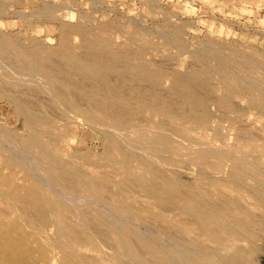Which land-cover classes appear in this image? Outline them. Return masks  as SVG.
<instances>
[{"label": "bare ground", "instance_id": "6f19581e", "mask_svg": "<svg viewBox=\"0 0 264 264\" xmlns=\"http://www.w3.org/2000/svg\"><path fill=\"white\" fill-rule=\"evenodd\" d=\"M40 1L32 18L59 23L58 41L0 29V98L23 122L0 123V264H264V102L251 80L264 55L225 37L188 66L158 58L137 19L65 18L66 0Z\"/></svg>", "mask_w": 264, "mask_h": 264}, {"label": "rangeland", "instance_id": "374dc122", "mask_svg": "<svg viewBox=\"0 0 264 264\" xmlns=\"http://www.w3.org/2000/svg\"><path fill=\"white\" fill-rule=\"evenodd\" d=\"M38 1L40 3H42V1H40V0H38ZM76 1L78 3H76ZM81 1L80 0H75V1L74 0H66V1H64V4L62 3L63 6H61V9L59 8L58 12H60L62 17H65V18H66L65 14H69V11H70V13L77 12V10H79L80 12L86 11L87 13L92 12V13H95L97 16L99 13L98 19L100 16H102V14L104 12H106V13H108V15L106 14V17H108V18H106L107 19L106 21L115 22L117 24H119V22L122 21L124 26H126V27L131 26L126 21L127 17L137 19V22L139 23L137 25L141 26L142 29H145V31L148 32V33H146L148 38L146 37L145 40H147L149 42V44L151 43L149 45V47L155 48L154 52L156 53V55L159 53L160 54L162 53L161 55L160 54L158 55V58H163V56L166 55L165 53H167L169 55L171 54L170 56L172 57V59L175 60V62L176 61L178 62L177 59L180 60L179 62H182V59H183V61L186 62V64H188V66H189V63L192 64V61L194 60V54H191L192 51L195 52V50L197 51V50H201L202 48L207 47L206 45H207V42H209V40L211 42L214 41V43L216 42L218 45L222 44L226 40L225 37L228 39V41L230 43L232 42L233 45H235L237 47L247 49L250 52L252 51L251 53H253V51H257V52H260V54L264 55V28H263L264 23H261L264 20V7H261V9L260 8L258 9V8H256V6H254V4H245L243 6V8H241L242 6H240V4H239L240 1H237V0H233V1H229V0H221V1L220 0H200V1L199 0H196V1L195 0H160V1L159 0H143V1L142 0L141 1L140 0H130V1L129 0H81ZM12 2H13V5H12ZM12 2H11V0H6V1L0 0V6H1V10H2V13L0 14V21L3 22V24L5 25L3 27H0L1 30H5V32L7 30V32L8 33L11 32V34H13V33L21 34L23 32L21 35H25V36H27L30 32H32L37 36L39 35L40 38L52 37L56 41H58L61 29L58 28L57 31L54 32V29L52 27H60L59 23L53 22L52 20H45V19L40 20V19L32 18V14H31L33 12L32 8L34 7L35 9H37L38 7H35V6L31 7L28 4V0H13ZM37 4H38V2H37ZM81 4H83L84 6ZM65 5H66V7H65ZM89 5H91L92 7ZM95 5H97V7ZM239 6H240V8H239ZM64 7L66 10L64 9ZM101 7H104V8H101ZM74 8L76 9V11ZM96 8H98V9H96ZM113 8L116 12L113 11ZM240 9H244V10L240 11ZM245 9L246 10L248 9V10L245 11ZM17 10H19V11H17ZM26 10H27V12H26ZM203 10H205V11H203ZM211 10H212V12H210ZM145 12H148V13H145ZM201 12H203V13H201ZM13 14H15V16H13ZM147 14L150 17L147 16ZM10 15H12V16H10ZM137 15H138V17H137ZM162 15L164 16V18ZM153 16H157V17H153ZM120 17L122 19H120ZM24 19H26V21L28 23H30V25H33L34 31H32V28L30 26H28V28L30 27L31 30H27V28L25 26L26 21L24 22ZM30 20L33 21L35 24H32L33 22H31ZM222 20H224V21H222ZM183 21H186V22H183ZM180 23H182L183 26ZM227 23H228V25H227ZM241 23L244 26H242ZM39 24H41V25H39ZM131 24L135 25L134 23H131ZM184 24L186 27L184 26ZM21 25H23L24 27ZM155 25H156V27H155ZM194 25H195V27H194ZM178 26H181V29L177 28ZM46 27H47V29H46ZM228 27H229V29H228ZM22 28H23V30H22ZM253 28L256 30H254ZM40 29L42 30L41 32H39ZM157 30H158V32H157ZM216 30H217V32H216ZM226 30H230V32L229 31L227 32ZM175 32L180 33L179 36L184 38V42H185V48L184 49L179 50L178 49L179 47H174V46L170 45L171 44L170 40H173L172 37L174 36ZM185 32H187V33H185ZM235 32H237V33H235ZM255 33H257V34H255ZM182 34H184V35H182ZM231 34H234L236 37L231 35ZM197 37L199 38V41H198ZM169 38H172V39H169ZM203 38H204V40H203ZM260 39H262V40H260ZM149 40H151L152 42ZM190 40L193 43L190 42ZM193 40H195V41H193ZM164 41H165V43H164ZM200 42L201 43L204 42V44L203 43L201 44ZM193 44H195V45H193ZM198 45H200V46H198ZM227 45H229V44H226V46ZM165 46H166V49H165ZM173 48L175 50H173ZM163 50L164 51L166 50V52H164ZM168 52H170V53H168ZM175 53H177V54H175ZM180 53H181V55H180ZM260 54H258V55H260ZM190 59H192V61ZM230 66L231 67L235 66V63L230 64ZM229 72H231V70H229ZM234 72L236 73V71H234ZM256 72H258V71H256ZM252 75H253L252 76L253 78L251 80L255 81L260 87L259 89H257V91L253 90V92L255 93V97L257 98V99L255 98V99H256V101H259V99L261 98L264 102V73H262L260 71L258 73L252 74ZM234 78H236V81H239L238 79H240L239 76H237V75H234ZM253 81H252V83H253ZM254 88H256V87H254ZM257 107H258V109L260 108L258 105H257ZM261 111L263 112V110L260 108L259 112H261ZM254 112L258 113V110L256 109ZM0 116H1L0 117V123H2V124L4 123L6 125V127L9 128L10 131H14L17 133H21L23 131L22 120L19 119V116L15 112V109L8 102V100H6V98H2V99L0 98ZM4 117H6L5 120H4ZM71 130H73V131H71ZM79 131H82V132H79ZM86 132H89V129H87V126L85 124L78 125L77 128L71 127L68 130V134H70L72 137L74 136L73 138L75 139V141L72 143V145H76L77 142L79 143V141L81 142L82 136ZM86 141H88V143L90 142L89 143L90 146H96L98 149L101 148V144H102L101 140L91 138V134H89V136L86 138ZM218 175L221 177L222 173L221 174L219 173Z\"/></svg>", "mask_w": 264, "mask_h": 264}]
</instances>
